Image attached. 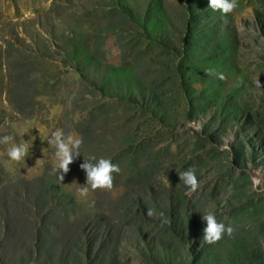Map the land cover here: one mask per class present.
I'll use <instances>...</instances> for the list:
<instances>
[{
  "label": "rangeland",
  "instance_id": "obj_1",
  "mask_svg": "<svg viewBox=\"0 0 264 264\" xmlns=\"http://www.w3.org/2000/svg\"><path fill=\"white\" fill-rule=\"evenodd\" d=\"M209 2L0 0V137L30 152L0 143V264H264V0ZM57 129L84 141L63 181ZM93 156L121 171L83 196Z\"/></svg>",
  "mask_w": 264,
  "mask_h": 264
},
{
  "label": "clouds",
  "instance_id": "obj_2",
  "mask_svg": "<svg viewBox=\"0 0 264 264\" xmlns=\"http://www.w3.org/2000/svg\"><path fill=\"white\" fill-rule=\"evenodd\" d=\"M209 7L214 11H220L227 15L232 13L238 7V0H210ZM220 79H224L221 74ZM257 86H260L257 81ZM13 137L5 135L0 137V143H12ZM48 143L55 145V156L57 158L56 170L59 172V179L64 180V175L70 171V165L73 164L81 156V148L84 144L83 138L72 133H65L61 129H57L48 138ZM30 154L29 148L23 144L12 143V146L7 151V156L10 160L17 163H24L25 158ZM80 168L86 173V184L80 189V194L87 196L89 186L91 190L107 189L111 190L114 184V174H119L121 169L118 164H114L110 159L97 158L95 156L85 159L80 164ZM181 181L188 187V193L196 192L200 188V182L195 174V170H188L179 174ZM260 184L257 179L253 180V186ZM148 215H153L152 210L148 211ZM206 223L203 232V241L208 244H215L222 240L225 235L231 237L234 233V228L231 225L217 220L215 213L209 212L202 216Z\"/></svg>",
  "mask_w": 264,
  "mask_h": 264
},
{
  "label": "trees",
  "instance_id": "obj_3",
  "mask_svg": "<svg viewBox=\"0 0 264 264\" xmlns=\"http://www.w3.org/2000/svg\"><path fill=\"white\" fill-rule=\"evenodd\" d=\"M11 38H12V40H13V41L11 42V44H12V43L17 44V43H18V40H20L19 33H18V34H17V32L14 33V35H11ZM12 45H13V44H12ZM29 223H30V229H31V232L34 231V230H36L37 233H38V235H40L41 230H42V228H43V226H42V223H43V222H41V223H37L36 225L33 224V222H31V221H29ZM88 239H89V238H88ZM90 240H91V239H89V241H90ZM33 245L36 246L37 243H34Z\"/></svg>",
  "mask_w": 264,
  "mask_h": 264
}]
</instances>
